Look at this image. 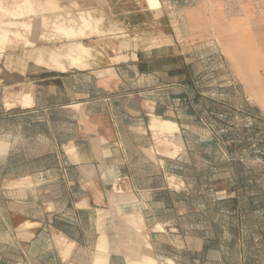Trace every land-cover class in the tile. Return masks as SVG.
Returning <instances> with one entry per match:
<instances>
[{"label":"rangeland","instance_id":"374dc122","mask_svg":"<svg viewBox=\"0 0 264 264\" xmlns=\"http://www.w3.org/2000/svg\"><path fill=\"white\" fill-rule=\"evenodd\" d=\"M244 1L0 0V203L3 179L43 176L88 133L75 145L109 188L116 175L168 178L155 195L167 236L116 222L125 253L111 262L136 251L157 264H264V14L256 1L240 13ZM77 45L87 53L72 64ZM153 118L174 122L173 136Z\"/></svg>","mask_w":264,"mask_h":264},{"label":"crops","instance_id":"0c3cea01","mask_svg":"<svg viewBox=\"0 0 264 264\" xmlns=\"http://www.w3.org/2000/svg\"><path fill=\"white\" fill-rule=\"evenodd\" d=\"M255 1L256 11L264 14V0H245L240 4V13H253ZM237 11L235 5L229 12ZM88 115L94 121L95 114ZM90 136L88 133L84 138L77 134L71 136L68 143L76 149H57L55 156L63 159V165L59 161L52 170L44 169L43 176L35 178L30 171L3 179L0 264H116L111 262L113 256L120 250L125 253L121 243L119 250L116 247L119 237L113 236L118 230L115 223L121 221L125 222L130 236L140 233L142 236L145 231L152 238L162 235L163 231L156 230L155 195L158 190L169 189L168 178L165 185L157 187L133 185L127 175H116L114 181L117 180L121 190L111 192L115 185L109 188L110 181H104V169L95 153L75 145L78 141L86 144ZM102 136L106 133L102 132ZM53 142L61 141L54 137ZM146 157L150 164L154 163L152 157ZM157 168L151 170V179L157 175ZM133 217L136 224L131 220ZM100 257L103 261L97 262ZM119 264H129V261L124 259Z\"/></svg>","mask_w":264,"mask_h":264},{"label":"bare ground","instance_id":"6f19581e","mask_svg":"<svg viewBox=\"0 0 264 264\" xmlns=\"http://www.w3.org/2000/svg\"><path fill=\"white\" fill-rule=\"evenodd\" d=\"M16 7V6H15ZM88 15V14H87ZM58 17H59V15H58ZM88 17V16H87ZM44 18V17H43ZM42 19V18H41ZM130 20V19H129ZM41 21V20H40ZM68 22V21H67ZM52 23V22H51ZM126 24H128V23H126ZM83 27H87L88 26V21H83ZM129 26V25H128ZM134 26V25H133ZM132 26V27H133ZM55 27V26H54ZM72 29V28H71ZM53 30H55V29H53ZM62 30H64L63 28H62ZM55 31H57V30H55ZM65 31V30H64ZM1 32L2 31H0V34H1ZM5 32V31H4ZM67 35V34H66ZM69 35V34H68ZM81 35V34H80ZM33 37V36H32ZM113 38V37H112ZM73 39V38H72ZM91 39V38H90ZM101 39V38H100ZM106 39H108V38H106ZM111 40V39H110ZM109 41V40H108ZM121 42H124V41H121ZM106 44V43H105ZM94 45V44H93ZM97 45V44H96ZM94 47V46H93ZM89 48V47H88ZM102 48V47H101ZM100 49V48H99ZM120 49H121V47H120ZM133 49V48H132ZM131 50V49H130ZM134 50V49H133ZM108 51V50H107ZM118 51V50H117ZM116 51V52H117ZM115 52V53H116ZM87 53V51H86V48L85 47H83V46H78L77 45V47H76V51L74 52V54H72V55H70V57H69V59H70V62L72 63V64H75V63H77L78 61H80V59L85 55ZM106 54V53H105ZM117 54V53H116ZM130 54H131V51H130ZM119 55H122V56H124L123 55V53H122V51H120L119 52ZM118 55V56H119ZM132 55V54H131ZM122 56H120V57H122ZM126 56V55H125ZM128 56V55H127ZM117 57V56H116ZM129 57V56H128ZM132 57V56H131ZM131 59V58H130ZM129 59V60H130ZM134 59H135V57H134ZM28 102H30V100L28 101ZM76 105V104H75ZM151 127L153 128V129H158L161 133H164V134H166L167 133V135L168 136H173V131L175 130V124H174V122H172V121H169V120H166V119H157V118H153V120H152V123H151ZM167 135H165V139H164V141L167 143V144H171V143H173V142H171V141H169V139L167 138ZM156 141V140H155ZM175 146V145H174ZM174 150H177V147H175V148H173V151ZM172 151V152H173ZM147 156V155H146ZM152 156V155H151ZM115 185V184H114ZM114 190L115 191H120L121 189L120 188H118V187H116V185L114 186ZM131 220H132V222L133 223H137L136 222V218H131ZM146 224V223H145ZM158 224H160V223H158ZM160 228V227H159ZM156 230H157V228H156ZM143 242H145V241H143ZM146 243V242H145ZM70 244V243H69ZM149 246V245H148ZM132 253H133V255H137V258L138 259H135V260H132V259H128L129 260V264H156V261H155V259L152 257V256H150V255H147V254H140L139 252H137L136 253V251L134 252V251H132ZM133 258V257H132ZM169 263V262H168ZM171 264H173V263H171Z\"/></svg>","mask_w":264,"mask_h":264}]
</instances>
